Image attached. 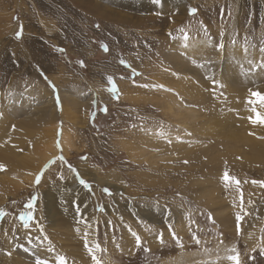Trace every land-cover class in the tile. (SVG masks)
I'll use <instances>...</instances> for the list:
<instances>
[{"label": "rangeland", "instance_id": "1", "mask_svg": "<svg viewBox=\"0 0 264 264\" xmlns=\"http://www.w3.org/2000/svg\"><path fill=\"white\" fill-rule=\"evenodd\" d=\"M251 92L264 0H0V264H264Z\"/></svg>", "mask_w": 264, "mask_h": 264}, {"label": "snow or ice", "instance_id": "2", "mask_svg": "<svg viewBox=\"0 0 264 264\" xmlns=\"http://www.w3.org/2000/svg\"><path fill=\"white\" fill-rule=\"evenodd\" d=\"M154 2H155V3H159L160 0H154ZM193 11H195V10H193ZM20 35H21V33H18V34H17V37L19 38ZM103 47H104V50H105V51L108 50L106 45H104ZM221 47H222V46H221ZM82 63H83V62H81V64H82ZM53 87H54V86H53ZM250 95H251L252 97H255L256 100H257V102H259V103L261 104V106L264 107V94H261V93H259V92H251ZM248 103L251 104V103H253V101H252V100H249ZM105 111H106V109H105ZM252 111L255 112L256 115H255V118H253V117H249L250 121H251L252 123H260V124H264V116H262L259 112H256V109H255V108H253ZM61 159H63V157H61ZM2 170H4V165H0V171H2ZM39 179H40V177L38 176V177H37V182H39ZM223 179H224V180H228V179H229L227 173L224 174ZM80 183H81L82 185H84L86 188H89V187H90V185H88V183H87L85 180H83V179L80 180ZM236 183H237V185L239 184L238 181H236ZM262 186H264V185H262ZM104 191L107 192L108 190L105 189ZM29 207H30V208L32 207V204H31V203L29 204ZM27 219L30 220V219H32V217L29 216ZM240 219H241V217L238 215V216H237V220L239 221ZM27 226H28V225H27V221H25V227H27ZM139 243H140L139 238H137V244H139ZM233 251L235 252V250H233ZM94 259H95V257H94ZM228 259H229L230 261H232V264H240V259H239V254H238V253L235 254V255H230V256H228ZM36 264H47V261H43V260L37 259ZM59 264H66L65 258L61 257L60 260H59ZM96 264H100V262L97 261Z\"/></svg>", "mask_w": 264, "mask_h": 264}, {"label": "bare ground", "instance_id": "3", "mask_svg": "<svg viewBox=\"0 0 264 264\" xmlns=\"http://www.w3.org/2000/svg\"><path fill=\"white\" fill-rule=\"evenodd\" d=\"M218 84V83H217ZM219 85V84H218ZM237 95V94H236ZM235 100V99H234ZM255 101H256V99H255ZM240 107V106H239ZM238 108V107H237ZM257 110V109H256ZM232 115H233V112H232ZM227 116V118H228V116L229 115H226ZM226 116H224V118H226ZM238 119V118H237ZM236 119V120H237ZM227 120V119H226ZM225 120V121H226ZM234 120V119H233ZM47 121V120H46ZM238 121V120H237ZM241 123V122H240ZM243 123V122H242ZM241 125H243V124H241ZM244 127V126H243ZM241 133V132H240ZM242 134H244V133H242ZM233 135V134H232ZM245 135V134H244ZM235 138H236V135H235ZM260 139V138H259ZM62 142H63V144H65L66 146H67V141L64 139V140H62ZM264 141H262V143H263ZM47 152V151H46ZM56 152H57V148L56 147H51V148H49L48 149V156H47V158L45 159V160H47V159H49V157L50 156H52V155H54V154H56ZM44 156H46V154L44 155ZM34 176V175H33ZM96 180H98V181H102V180H100V178H97L96 177Z\"/></svg>", "mask_w": 264, "mask_h": 264}]
</instances>
